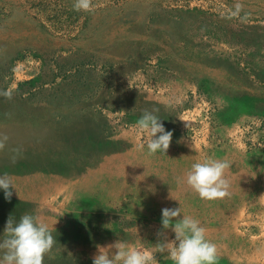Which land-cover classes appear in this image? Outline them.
<instances>
[{"label":"rangeland","instance_id":"1","mask_svg":"<svg viewBox=\"0 0 264 264\" xmlns=\"http://www.w3.org/2000/svg\"><path fill=\"white\" fill-rule=\"evenodd\" d=\"M73 4L0 0V241L30 214L56 238L43 264H92L117 240L156 251L175 236L161 209L180 206L217 264H264V0ZM152 109L173 136L149 155ZM206 159L229 162L227 196L186 184Z\"/></svg>","mask_w":264,"mask_h":264},{"label":"clouds","instance_id":"2","mask_svg":"<svg viewBox=\"0 0 264 264\" xmlns=\"http://www.w3.org/2000/svg\"><path fill=\"white\" fill-rule=\"evenodd\" d=\"M74 10H91L92 0H74ZM10 96V93H0ZM158 109L145 110L136 121L141 133H147L146 148L149 155L158 151L165 153L170 146L172 131H167L161 119L155 114ZM7 136H0V150L5 148ZM143 150L145 143L139 145ZM17 155H19L17 150ZM17 156H13L15 162ZM229 162L206 159L193 163L186 174V184L201 199L215 200L229 194V182L225 170ZM12 181L7 174L0 175V189L5 200H10L13 192ZM179 217V218H178ZM162 229L171 228L175 236L172 240L158 242L156 251L140 250L125 241L117 240L106 247H99L92 264H158L157 253L167 254L174 264H217V246L206 238V229L192 216L183 215L180 206L161 209ZM159 235V233H158ZM56 243L43 222H38L30 214H24L19 221L9 217L4 228V239L0 241V264H43L44 256Z\"/></svg>","mask_w":264,"mask_h":264}]
</instances>
